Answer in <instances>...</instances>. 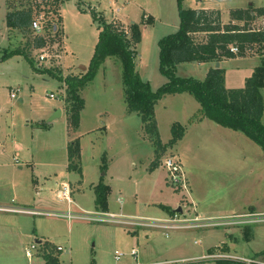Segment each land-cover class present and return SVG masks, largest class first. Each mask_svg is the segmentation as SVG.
<instances>
[{
  "label": "rangeland",
  "instance_id": "374dc122",
  "mask_svg": "<svg viewBox=\"0 0 264 264\" xmlns=\"http://www.w3.org/2000/svg\"><path fill=\"white\" fill-rule=\"evenodd\" d=\"M23 6L53 7L48 0H0V153H6L1 162L11 165L0 167V198L14 204L12 198L17 196L12 180L26 198L33 199L29 191L34 193L37 183L43 194L38 207L31 205L16 217L17 222L26 218L28 233L17 234L13 222L6 220L15 213L0 211V264H46L35 255L38 249H32L39 248L42 236L50 237L49 244L61 256V264H130L133 249L141 263L218 264L221 259L208 257L210 253L264 263V255H258L264 252V221L253 223V214L241 216L251 211L264 215V153L243 133L203 118L201 105L193 96L166 95L157 103L159 147L145 132L140 115L128 111L122 63L112 57L81 91L86 102L82 125L74 129L69 122L66 85L58 76L88 75L108 24L115 22L127 31L140 24L137 70L154 92L168 82L160 72L158 42L180 27L178 0H58V12L47 17L48 24L59 26L56 36L53 30L47 36L33 30L24 36L20 30L10 29L6 21L9 10ZM182 7L213 11L214 18L220 11L227 24L232 10L254 7L257 11L264 7V0H182ZM144 16L145 21L152 17L153 23L144 22ZM252 24L255 29L264 28V17L257 15ZM37 36H44L45 47H32ZM196 37L206 40L205 35ZM27 42L32 43L27 51L33 65L24 54L11 53L24 49ZM246 55L224 62L228 87L241 86L243 76L249 77L264 65L258 45ZM175 72L183 78L204 80L208 66L182 63ZM177 123L185 128V135L170 146L172 127ZM77 140L81 155L74 164L83 175L66 167L68 146ZM169 159L181 166L185 188L171 182L166 167ZM154 163L158 166L151 170ZM62 182L73 184L71 209L63 193L59 196ZM99 184L110 187L107 211L96 204ZM112 214L118 221L81 216L110 218ZM170 219L208 226L163 229L159 222ZM35 222L39 230L34 233ZM251 224L256 226L247 242L242 230ZM58 246L66 250L60 252ZM116 251L124 254L120 261L115 259Z\"/></svg>",
  "mask_w": 264,
  "mask_h": 264
},
{
  "label": "trees",
  "instance_id": "16d2710c",
  "mask_svg": "<svg viewBox=\"0 0 264 264\" xmlns=\"http://www.w3.org/2000/svg\"><path fill=\"white\" fill-rule=\"evenodd\" d=\"M52 2V8L36 6H23L17 10H9L7 25L10 29L20 30L24 36L31 33L32 23L37 15L45 13L46 17L58 12V0ZM181 23L177 32L163 37L159 42L160 72L168 78V82L156 92L149 82L144 81L137 70V47L142 41L140 24H133L130 31L115 22L108 24L102 33L99 43L86 77L69 74L67 77L58 76L66 85L65 103L69 122L74 129L80 127L81 113L86 102L81 91L93 80L101 65L108 59H120L123 70V86L125 101L130 113L140 115L144 130L162 146L155 107L166 95L188 93L201 105L203 118L243 133L258 144L264 153V65L257 67L252 76L246 79L243 88L229 89L225 85L226 70L222 67H213L204 80L183 78L175 72L176 67L182 63H220L224 58L233 59L237 56H247L246 53L259 46V55H264V28L255 29L252 24L257 15L264 17V7L255 11L254 7L248 9L232 10L231 21L223 24L221 12H208L207 10L183 9L182 0H178ZM148 17L144 22L153 23ZM252 27V28H251ZM253 29V30H252ZM52 31L51 24L45 23L43 35ZM59 32V26H58ZM197 35H205L206 40H198ZM44 36H37L32 46L27 42L26 47L17 48L11 53L24 54L31 64L28 49L46 46ZM238 48V53L231 51ZM31 50V49H30ZM185 135V128L180 124L172 127L170 146L176 145ZM81 155L80 141L77 140L68 146L69 170H77L82 174L81 168L74 163L79 161ZM154 163L151 170L157 167ZM97 207L108 210L107 195L110 187L99 184L96 187ZM244 238L250 242L254 229L251 225L243 227ZM53 246L48 242L41 248L46 264H60L59 255L54 252ZM55 249V248H54ZM214 255V253H210ZM258 255H264L260 253ZM218 264H236L227 260H217ZM239 264V263H237Z\"/></svg>",
  "mask_w": 264,
  "mask_h": 264
},
{
  "label": "crops",
  "instance_id": "0c3cea01",
  "mask_svg": "<svg viewBox=\"0 0 264 264\" xmlns=\"http://www.w3.org/2000/svg\"><path fill=\"white\" fill-rule=\"evenodd\" d=\"M62 15V14H61ZM62 18H63V16H62ZM240 59H242L241 57H239ZM226 60H231V59H226V58H224L220 63H205V64H207V66H208V72H209V70L211 69V68H213V67H217V66H219V67H222V68H224L223 67V64H224V62L226 61ZM232 60H234V61H237V59H236V57L235 58H233ZM225 70H226V74H225V85H226V87L227 88H229V89H234V88H231V87H228L227 86V68H224ZM254 72V71H253ZM253 74V73H252ZM251 74V75H252ZM250 75V76H251ZM249 76V77H250ZM244 78L243 79H241V83H239L241 86H239V87H236V88H243L244 86H245V83H246V81L244 82V79L245 78H249V77H246V76H243ZM243 85V86H242ZM14 94V93H13ZM14 98V97H13ZM54 118H56V117H54ZM53 118V119H54ZM52 119V120H53ZM263 119H264V117H263ZM50 122V121H49ZM81 125H82V116H81ZM67 135V134H66ZM6 154V153H5ZM5 154H3L2 152L0 153V167H3V166H10L11 167V165H8V164H4V163H2L1 162V159H2V157H4L3 155H5ZM31 156V160H33L34 158H35V156H34V154L33 153H31V154H29V157ZM16 157H14L13 158V160L14 161H18L17 159H15ZM11 164V163H10ZM32 164V163H31ZM66 167L68 168L69 167V158H68V165H66ZM19 169H23V166H19ZM82 170V169H81ZM83 172V171H82ZM82 175H83V173H82ZM1 182H3L2 181V178L0 177V183ZM80 183L82 182V181H79ZM63 183V185H68L69 187H70V200L68 201L67 199H65L67 202H68V204H69V209H71V205L70 204H73V199L71 198V196L73 195V192H72V185L73 184H71V186L69 185V183H67V182H62ZM71 183V182H70ZM7 184H9V183H7ZM12 185H13V187H12ZM19 186V184H18V182L16 181V180H12V184H11V187L13 188V191H16V193L14 192V196L16 197L17 196V198H12V200H13V202L12 203H14V204H7V203H5L4 202V200H2V198H0V208H5V210L4 211H2V210H0L1 212H7V213H15V214H11V215H16V216H10V218H7L6 220L8 221V222H13V225H15L14 227H15V232L17 233V234H19V232L20 233H28L29 232V230H30V227H29V225H28V222H27V220H25L26 218L24 217V218H21V219H18V220H20L19 222H17V216H19V214H23L24 213V211H28L29 209L28 208H30L31 207V205H34V206H36V207H38V204H39V202L42 200V194H43V190H40V186H39V183H37L36 185H35V187H34V193H32V191H29V193H31V196H33V199H31V198H26L24 195H21V193H19V191L18 190H16L17 189V187ZM28 187V186H27ZM62 191H63V189L62 190H60V191H58V193H60L59 194V196L61 195V193H62ZM28 194V193H27ZM37 196H41V198H38L39 199V201L38 200H36V197ZM61 197H62V195H61ZM29 199V200H28ZM18 202V203H17ZM17 203V204H16ZM75 203V202H74ZM7 208V209H6ZM175 208V207H174ZM35 210H38V209H35ZM25 214V213H24ZM245 215H241V216H246V215H252V216H264V215H262V213H258V212H256V211H251L250 213H244ZM40 215H42V214H40ZM44 215H48V216H50L51 214H44ZM199 215H197V218H199V219H202V218H200V217H198ZM240 218V217H239ZM73 219V218H72ZM81 220H84V219H82V218H80ZM69 220H71V219H69ZM230 220V219H229ZM34 227H32V230L31 231H33L34 233L37 231V229L39 230V228L37 227V222H35L34 224ZM252 225V224H251ZM250 225V226H251ZM26 228H25V227ZM29 228H28V227ZM253 227L254 226H256V225H252ZM44 242H52L51 240H50V237L48 238V237H46V236H42V240H40V241H38V243H39V248L38 247H36L35 249H33V250H36L37 251V249H38V251H37V254H35V255H37V256H40V257H42L43 259H44V255H43V253H42V250H41V248H43V244H44ZM37 246V245H36ZM58 247H62V246H58ZM32 248V247H31ZM57 250H58V248H57ZM64 250H66L65 248H64ZM134 250V249H133ZM59 251V250H58ZM29 252V251H28ZM27 252V253H28ZM61 252V251H60ZM117 252V251H116ZM138 252V251H137ZM215 255V254H214ZM123 256H124V254H123ZM130 256H131V253H130ZM212 255H210V254H208V257H211ZM132 257V256H131ZM264 257V256H263ZM133 258V257H132ZM59 259H60V264H61V256L59 255ZM115 259H116V257H115ZM13 260V259H12ZM121 260V259H120ZM119 260V261H120ZM44 262H45V259H44ZM46 263V262H45ZM136 263H141L140 261H139V253H138V257L136 258V259H134L133 258V261H132V263H130V264H136ZM142 264H152V263H142Z\"/></svg>",
  "mask_w": 264,
  "mask_h": 264
},
{
  "label": "built area",
  "instance_id": "2783aa9c",
  "mask_svg": "<svg viewBox=\"0 0 264 264\" xmlns=\"http://www.w3.org/2000/svg\"><path fill=\"white\" fill-rule=\"evenodd\" d=\"M49 22L45 13H41L39 15H37V17L34 19L33 23H32V30L35 32V34H39V35H42L43 34V31H44V25L45 23ZM51 28H53V32H54V36H56L59 32H58V26L55 24V23H52L51 24ZM231 51L233 53H238V48L237 47H232L231 48ZM46 59V57L44 55L41 56V61H44ZM12 97H15V94H12ZM51 97H54L53 94H51ZM166 167L170 173V180L173 184H177L179 187L181 188H185L186 187V181H185V177H184V174H183V171H182V168L181 166L179 165V163H177V161H173L172 159H169L167 162H166ZM63 197H66L65 199H67L68 201L70 200V187L68 185H64L63 186ZM67 215L71 216L73 214L71 213H68ZM82 218L84 219H92V218H97V220L99 222H110V221H113V222H116V218H114L113 214L112 216L109 218V217H105V216H89V215H81ZM88 217V218H87ZM255 220H252V222L254 223L255 221H264V216H252V218H255ZM198 220V219H197ZM118 221V220H117ZM134 221V220H132ZM136 221H140L139 219L136 220ZM224 221V220H223ZM184 223L182 224H179L180 222L178 221V219H170V220H165V222H159V224L161 225V227L163 229H174V228H195V227H204V226H208V225H203V224H198V221L196 223H193V224H190L189 222L187 221H183ZM196 225V226H194ZM32 249H35V246H33ZM58 250L63 252L65 251L63 247H58ZM28 255H31L30 252H28ZM131 256L136 259L138 257V252L136 249L132 250L131 252ZM115 257H116V260L119 261L122 257H123V254L120 253L119 251L115 252ZM211 257L213 258H219L221 260H227V259H232V261H236L237 263L239 264H264L262 263L261 261H258V260H254V259H246V258H243V259H240L238 257H235V256H227V255H223L222 254H219V255H212ZM228 261V260H227ZM136 264H142V263H136Z\"/></svg>",
  "mask_w": 264,
  "mask_h": 264
},
{
  "label": "water",
  "instance_id": "95a60500",
  "mask_svg": "<svg viewBox=\"0 0 264 264\" xmlns=\"http://www.w3.org/2000/svg\"><path fill=\"white\" fill-rule=\"evenodd\" d=\"M217 67H219V66H217ZM179 211L181 212V211H182V209L180 208V209H179Z\"/></svg>",
  "mask_w": 264,
  "mask_h": 264
}]
</instances>
